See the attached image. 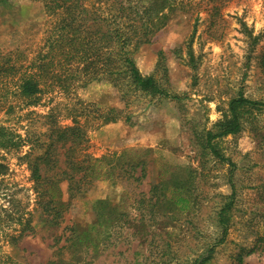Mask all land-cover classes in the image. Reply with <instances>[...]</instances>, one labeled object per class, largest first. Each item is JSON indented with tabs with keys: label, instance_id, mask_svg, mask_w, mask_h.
Segmentation results:
<instances>
[{
	"label": "rangeland",
	"instance_id": "1",
	"mask_svg": "<svg viewBox=\"0 0 264 264\" xmlns=\"http://www.w3.org/2000/svg\"><path fill=\"white\" fill-rule=\"evenodd\" d=\"M179 1L133 54L165 93H136L126 106L107 78L86 77L30 107L6 102L17 105L2 108L0 126L20 147L0 149L4 254L29 264H264V105L242 102L240 129L213 139L215 151L206 144V132L232 119V98L264 102V0ZM48 22L42 0H0L1 45L31 58ZM97 112L112 119L89 124L91 150L139 161L134 176L144 175L118 169L80 192L62 179L54 195L38 193L26 155L43 152L47 116L70 125Z\"/></svg>",
	"mask_w": 264,
	"mask_h": 264
},
{
	"label": "trees",
	"instance_id": "2",
	"mask_svg": "<svg viewBox=\"0 0 264 264\" xmlns=\"http://www.w3.org/2000/svg\"><path fill=\"white\" fill-rule=\"evenodd\" d=\"M42 1L49 19V35L41 49L30 58L20 48L0 44V112L5 107L6 112L15 109L17 104H6L12 100L11 96L30 107L41 100L43 93H49L55 87L69 89L73 80L86 77L88 80L107 78L126 101V106L129 96L136 93H165L152 75L141 72L133 54L142 44L152 41L156 32L167 25L173 10L185 5L184 1ZM242 102L264 105V102L243 95L232 98L229 102L232 119L220 122V130L216 133L206 132V144L213 151V139L240 129ZM112 111L110 109L107 113ZM53 115L47 116L51 128L42 146L43 152L35 157H30V152L26 155L38 193L45 189L53 193L62 179L70 181L71 191L75 188L80 192L105 175L115 179L119 175L116 173L118 169H129V176L137 181L144 175L141 170L139 176H134L139 161H125L122 159L124 155L115 156V153L112 158L105 154L99 156L91 150L89 124L97 119L111 120L105 112H97L93 118L88 115V120L75 115L70 125H60ZM130 117L128 114L126 119ZM12 133L7 126H0L1 150L20 147ZM5 173L6 165L0 161V175ZM180 189V186H174V192ZM177 199L171 198L174 202L187 201L181 196ZM230 203L220 212L224 236L228 231L224 212ZM0 264L29 263L18 262L0 249Z\"/></svg>",
	"mask_w": 264,
	"mask_h": 264
}]
</instances>
